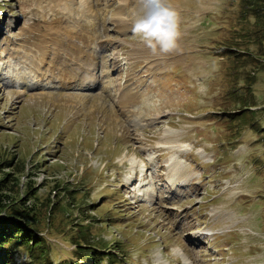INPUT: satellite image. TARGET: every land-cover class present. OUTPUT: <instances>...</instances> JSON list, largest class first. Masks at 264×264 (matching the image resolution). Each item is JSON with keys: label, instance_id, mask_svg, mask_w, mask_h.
Masks as SVG:
<instances>
[{"label": "rangeland", "instance_id": "1", "mask_svg": "<svg viewBox=\"0 0 264 264\" xmlns=\"http://www.w3.org/2000/svg\"><path fill=\"white\" fill-rule=\"evenodd\" d=\"M50 1L0 0V180L12 188L1 215L40 241L0 264H264V0H168L180 36L167 53L112 29L117 0H92L95 17L86 0ZM135 5L125 17L145 15ZM76 33L126 40L99 59L104 76V54H121L112 82L92 92L17 87L23 70L68 75L60 54ZM118 82L139 91L142 122L121 112ZM146 167L162 183L152 203L128 176ZM179 173L188 185L175 192L165 179Z\"/></svg>", "mask_w": 264, "mask_h": 264}, {"label": "bare ground", "instance_id": "2", "mask_svg": "<svg viewBox=\"0 0 264 264\" xmlns=\"http://www.w3.org/2000/svg\"><path fill=\"white\" fill-rule=\"evenodd\" d=\"M86 1L88 2V5H86L87 11H88V13H90L91 16H93L94 14H96L93 10L94 4L92 3V0H86ZM117 1H118V5L119 4L120 5H119L117 11L114 12L113 14H111L110 20L108 22L112 24L111 26L113 27L112 29L114 31H116L118 33L125 34L129 30L132 29V27L134 25V20H136V19L134 17H127V16L125 17L123 14V10H126L127 8L129 9V7H130V9H131L130 15L131 14L133 16L136 15V5H135L136 0H124V3H123V0H117ZM50 3H52V1H50ZM64 3H67V1H65ZM58 6H60V4ZM61 8H63V7H61ZM48 21H50V20H48ZM37 22H39V21H37ZM59 22L62 24L60 26V28H64L65 26L68 25V21L65 19H61L59 21L54 20V25L56 24V26H58ZM103 25L105 26L104 22H103ZM46 26H47L49 32H51L52 29L53 30L55 29V27L53 25L49 24L48 22H46ZM93 26H91L92 29L95 28V26H96L95 23ZM76 36H77L76 41H69L67 43V46L68 45L69 46L66 49V51H63V53L60 54V57H61L60 62L70 66V71H69L68 75L63 74V76H61V75L53 74L50 72L47 73V75H45L42 72L35 74L32 71L23 70L21 78H22L23 82L26 84H22V86H17V87L24 89V91L30 90V89L45 88V87H55L58 89H60V88H67V89L71 88V89H73L74 88V89H80V90H89L92 92V90H94V88L99 86L101 83L112 82L113 79L110 78L111 71L108 69L116 68L119 71L122 70L121 69V63H120L119 59L115 58V55L118 56V58H120L121 54L119 52H112L110 55H108L107 52H106V54H104V56H106V59L103 58V63H102V68L106 69V70H104V72H106V74L104 76L102 74L99 75V72H97V69L99 67V59L101 56H103V53H104L106 48H107V50H109L113 47V45H115V43L119 42L120 44H123L126 40L124 38H119L116 41V39L113 38V39L103 40V41L97 42L96 39L93 37V36H95L93 34H91L89 36L83 35V39L79 36V33H76ZM27 38H29V37H27ZM98 40H99V36H98ZM47 41H48V39H47ZM45 42H46V40H45ZM104 42L107 43V46H103ZM177 43H178V41H177ZM42 45H44V41H43ZM135 50H137V49H135ZM141 54L142 53H140L139 50L134 51L133 54L129 55L128 57H125L127 59L126 61H132L133 58L139 59V58L143 57ZM48 56H49V54L47 52L46 58H48ZM125 58L122 57V60ZM147 58L150 59V57H147ZM126 63H130V62H126ZM0 69H1V65H0ZM105 76L107 78L106 79L107 81H104ZM11 80L13 83H17V82H14L16 80V77H12ZM12 82L8 81V84L6 83V85L10 86V84H12ZM126 82H127V78H126ZM13 86H16V84H13ZM115 87H116V92H117L116 93L117 96L115 97V100L117 98V102H119L120 104L122 102H125L124 105L121 106L122 107L121 112L124 115H127L131 119V121H137L138 122V120H140L142 122L144 120L143 119L144 117H142V109L141 108L144 107L147 109V106H146L145 102L140 98L139 91L129 89V85L126 84V86H125V83L123 84L120 82H118V84L115 85ZM104 89L109 90L108 85H105ZM127 92H129V94H126ZM65 93H67V92H65ZM70 93H71V95H73V93H77V92H68V94H70ZM79 93L80 92H78V94ZM136 93H138V94H136ZM130 94H132V96H130ZM94 95H96V94H94ZM94 95H92V96H94ZM119 103H117V104H119ZM153 109H156L155 106L153 107ZM143 115H145L144 111H143ZM143 123H145V122H143ZM179 151H182L181 154L182 153L183 154L188 153L187 150L185 149V147H183V149L179 150ZM179 156H181V155H179ZM177 161L181 162L179 160H177ZM177 164H179V163H176V165ZM176 167L177 166H173L172 169L175 170ZM187 169H188V167H187ZM148 170H149V167L148 168L146 167L145 171H143V169H141V171L139 172L140 176H134L133 174H129L128 176L131 179L132 178L136 179L137 182H140V184L142 185V189L139 190L140 192H138L139 196H142L147 202L152 203L153 201H156L160 198V195L157 194L158 192H157L156 185H157V182H158V184H162V183L159 180L156 181L155 177H150V178L146 179V177H147L146 172ZM128 176H126V177H128ZM126 177H125V179H126ZM165 180L167 183L171 184L172 189L175 192L179 189H182V188L185 189L186 186L188 185V181L185 180V175L180 174V173L177 176L173 177L172 182H169V181H171L169 179H165ZM130 183H131V181L127 184H130ZM144 185L148 186V188L145 187ZM164 197L165 196H163L161 199H164ZM224 221L226 223L227 222L229 223L231 221V219L227 217L224 219ZM234 226H236V225H231L230 227L232 228ZM215 233L216 232H214L212 235H215ZM217 233H219V232H217ZM204 235H210V234H209V232L203 231L200 234L198 233V235H194L193 238L195 240L199 241L204 237Z\"/></svg>", "mask_w": 264, "mask_h": 264}, {"label": "clouds", "instance_id": "3", "mask_svg": "<svg viewBox=\"0 0 264 264\" xmlns=\"http://www.w3.org/2000/svg\"><path fill=\"white\" fill-rule=\"evenodd\" d=\"M146 9L132 28L153 51L167 53L177 47L180 36L179 14L168 0H141Z\"/></svg>", "mask_w": 264, "mask_h": 264}, {"label": "trees", "instance_id": "4", "mask_svg": "<svg viewBox=\"0 0 264 264\" xmlns=\"http://www.w3.org/2000/svg\"><path fill=\"white\" fill-rule=\"evenodd\" d=\"M248 1L245 6H247ZM241 17V16H240ZM9 179L0 180V255H12L13 247L21 245V243L29 244L32 240L34 242L32 244V248L39 246L40 241H38V237H34L33 229H30L26 226L23 220H15L13 216L9 214H5L2 216L1 213L5 211L8 207V203H6V198L9 197L6 191H11L12 188L9 187L8 184ZM27 237V238H26ZM23 241V242H21ZM30 245H28L29 247ZM8 257V256H7ZM9 258V257H8ZM4 264H9V261L6 260Z\"/></svg>", "mask_w": 264, "mask_h": 264}]
</instances>
